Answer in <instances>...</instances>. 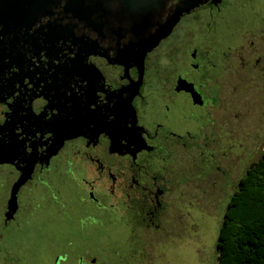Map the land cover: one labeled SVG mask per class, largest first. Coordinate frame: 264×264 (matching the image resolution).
<instances>
[{
  "label": "flooded vegetation",
  "instance_id": "1",
  "mask_svg": "<svg viewBox=\"0 0 264 264\" xmlns=\"http://www.w3.org/2000/svg\"><path fill=\"white\" fill-rule=\"evenodd\" d=\"M184 1L169 0L160 21ZM117 11L107 0H0V144L23 153L14 164L0 163L5 244L32 235L46 214L63 210L72 222L63 209L68 195L81 216L76 238L95 235L88 223L102 238L113 228L116 238L149 234L168 212L179 174L186 179L180 187L191 179L174 161L210 162L222 139L232 143L229 154L208 172L232 182L236 135L221 102L229 74L264 67L252 42L264 22L255 0H207L143 58L131 48L137 42L128 19L98 27ZM77 127L78 135L54 146L59 129ZM69 239L56 256L60 264H111L105 252Z\"/></svg>",
  "mask_w": 264,
  "mask_h": 264
},
{
  "label": "rangeland",
  "instance_id": "2",
  "mask_svg": "<svg viewBox=\"0 0 264 264\" xmlns=\"http://www.w3.org/2000/svg\"><path fill=\"white\" fill-rule=\"evenodd\" d=\"M241 2L246 4V0ZM255 6L264 17V0H255ZM252 42L254 48L262 54L259 58L263 65V21L258 32L253 33ZM234 61L236 62V58ZM262 68L264 67H259V70L253 72L238 70L234 75L229 74L228 80L225 81L227 91L223 98L226 100L221 103L224 102L229 107L230 113L227 115L236 122H232L236 143L229 161L235 174L231 177L233 179L228 186L222 181L221 173L208 172L210 167L219 165L217 160L226 156L224 152L229 154L232 143L222 139L215 157L210 162L205 163L202 158L197 159L196 162L195 159L186 162L187 159L182 161L181 158L174 161V165L180 164V168L184 165L183 169L189 171L191 179L180 187L182 181L186 179L184 177L182 179L181 173L179 174L176 180L178 186L171 193L168 212L159 227L150 228L149 234L140 233L128 240L125 233L116 238L118 234L116 228H113L106 230L109 235L102 238L99 227L88 223L86 228L95 235L86 237L87 241L81 237L76 238L77 223L81 216L76 212L77 206L74 205V200L68 195L67 205L63 209L69 212L72 222L62 219L64 211L61 210V216L46 214L36 225L33 234L23 237L15 246L3 243L0 238V264H60L62 259L56 256L65 242L70 240L69 238H73L71 241L77 247L85 244L93 253L105 252L106 260L111 264H216L217 240L228 201L236 183L248 166L264 153V69ZM251 152L253 158L248 161L247 155ZM225 166L222 163L221 170H224ZM8 168L9 166H5L6 170ZM214 186L218 189H214ZM46 211L49 212L50 209ZM1 212L0 197V222ZM100 262L101 260L98 264H101Z\"/></svg>",
  "mask_w": 264,
  "mask_h": 264
},
{
  "label": "trees",
  "instance_id": "3",
  "mask_svg": "<svg viewBox=\"0 0 264 264\" xmlns=\"http://www.w3.org/2000/svg\"><path fill=\"white\" fill-rule=\"evenodd\" d=\"M216 247V264H264V153L236 183Z\"/></svg>",
  "mask_w": 264,
  "mask_h": 264
},
{
  "label": "water",
  "instance_id": "4",
  "mask_svg": "<svg viewBox=\"0 0 264 264\" xmlns=\"http://www.w3.org/2000/svg\"><path fill=\"white\" fill-rule=\"evenodd\" d=\"M169 0H107L109 4H116L121 19H128L125 23L131 25L130 32L136 38V44L132 43V47L137 49V55L145 57L146 54L155 49L162 40L166 39L174 30L175 26L180 21L184 14H189L192 10L200 7L207 0H185L182 6L176 7L172 15L162 22V17L166 11V6ZM220 1V0H213ZM155 20H159L156 22ZM133 49V48H132ZM131 51L129 49L126 54ZM82 129V128H81ZM79 127L72 129H60L56 134L54 146L60 148L62 143L70 139V134L73 131V136L78 135L81 130ZM68 131L67 135L65 132ZM2 140V139H1ZM20 146L15 144H0V163L14 164V162L22 156ZM30 166V165H29ZM27 167L25 173L15 184L10 204L15 206L17 193L26 182V175L30 174L31 167Z\"/></svg>",
  "mask_w": 264,
  "mask_h": 264
},
{
  "label": "snow or ice",
  "instance_id": "5",
  "mask_svg": "<svg viewBox=\"0 0 264 264\" xmlns=\"http://www.w3.org/2000/svg\"><path fill=\"white\" fill-rule=\"evenodd\" d=\"M122 23L119 13L112 14L110 17L101 18L98 27H107L109 29L115 28ZM3 63V57L0 56V64ZM92 103H95L94 101Z\"/></svg>",
  "mask_w": 264,
  "mask_h": 264
}]
</instances>
